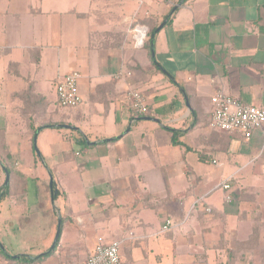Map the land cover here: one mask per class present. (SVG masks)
<instances>
[{
  "label": "crops",
  "instance_id": "crops-1",
  "mask_svg": "<svg viewBox=\"0 0 264 264\" xmlns=\"http://www.w3.org/2000/svg\"><path fill=\"white\" fill-rule=\"evenodd\" d=\"M74 72L83 104L63 110ZM220 92L264 110V0H0L4 252L85 264L104 239L121 264H264V136L210 129Z\"/></svg>",
  "mask_w": 264,
  "mask_h": 264
},
{
  "label": "built area",
  "instance_id": "built-area-1",
  "mask_svg": "<svg viewBox=\"0 0 264 264\" xmlns=\"http://www.w3.org/2000/svg\"><path fill=\"white\" fill-rule=\"evenodd\" d=\"M168 5H173L176 0H163ZM145 35L142 30L134 34V40L137 47H142L145 42ZM82 76L74 72L63 78L57 84V102L58 107L63 110H74L83 104L80 95V80ZM128 108L132 113L139 116H146L149 108L142 93L135 90L127 95ZM212 112L209 119V128L228 134H236L242 137L243 141L248 143L257 132L264 136V110L246 106L231 96L220 92L211 100ZM229 185L224 186V190L229 191ZM232 196L226 198L227 202L232 200ZM211 209L207 212L211 213ZM171 222L163 228V232L171 228ZM120 241L106 242L100 239L95 251L88 257L85 264H121Z\"/></svg>",
  "mask_w": 264,
  "mask_h": 264
},
{
  "label": "water",
  "instance_id": "water-1",
  "mask_svg": "<svg viewBox=\"0 0 264 264\" xmlns=\"http://www.w3.org/2000/svg\"><path fill=\"white\" fill-rule=\"evenodd\" d=\"M162 28H163V26L161 27V29H162ZM159 31H160V30H158V32H159ZM152 55H153V57L155 58L154 42L152 43ZM142 120H144V121H152V122H155V123H158V124L160 123L159 121H157V120H155V119H151V118H144V119H142ZM65 129H68V130H75V128H72V127H65ZM38 133H39V132H38ZM38 133H37V136H38ZM36 140H37V139H35V143H36ZM35 148H36V152L38 153V151H37V147H36V146H35ZM38 154H39V153H38ZM0 166H1V168L3 169V171H4L5 175H6V180H5L4 188H8V186H9V180H10L9 173H8L7 169L2 165L1 162H0ZM51 185H52V187L54 186L53 180H52V184H51ZM55 195H56V192H55ZM1 199H2V195L0 194V202H1ZM61 224H62V219L59 218L58 229H57L56 237H55V240H54V244H53L51 250H50L48 253L44 254V256L50 254V252L56 248V246H57V244H58V242H59V239H60V235H61ZM0 248H1L2 251H5V250H4V247H3L1 244H0ZM15 258L17 259V258H19V257H15Z\"/></svg>",
  "mask_w": 264,
  "mask_h": 264
},
{
  "label": "trees",
  "instance_id": "trees-1",
  "mask_svg": "<svg viewBox=\"0 0 264 264\" xmlns=\"http://www.w3.org/2000/svg\"><path fill=\"white\" fill-rule=\"evenodd\" d=\"M155 31H156V30H154V31L152 32L151 37H150V40H149V41L146 43V45H145L146 48L149 49V50H150L151 45H152V43H153L152 35L155 34ZM6 167H7V166H6ZM7 168H8V167H7ZM8 172H9V174H10V170H9V168H8ZM10 175H11V174H10ZM5 195H6V194H5ZM5 195H4V197H5ZM62 229H63V228H62ZM62 229H61V232H62ZM59 244H60V239H59L58 245H59ZM55 252H56V249L53 250V251H51L50 254H48L45 258H48V257L52 256ZM0 258H2L3 260L8 261V262H10V263H13V264H21L22 262L25 263V262L22 261V260H14V258L8 256V254H6V252L2 251L1 248H0ZM45 258L40 257V258H37V259H35V260H33V261H30V262H34V261L39 262V261L44 260ZM22 259H24V258H22ZM25 261H26V260H25Z\"/></svg>",
  "mask_w": 264,
  "mask_h": 264
},
{
  "label": "rangeland",
  "instance_id": "rangeland-1",
  "mask_svg": "<svg viewBox=\"0 0 264 264\" xmlns=\"http://www.w3.org/2000/svg\"><path fill=\"white\" fill-rule=\"evenodd\" d=\"M134 27H135V26H134ZM134 27H133V28H134ZM133 28H132V29H133ZM40 195L42 196V193H41V191H40ZM56 233H57V232H56ZM24 237H25V235H24ZM55 237H56V234H55ZM27 239H28V240H30V238H26V240H27ZM54 240H55V238H53V239H52V244H51V247H52V246H53V244H54ZM51 247H50V248H51Z\"/></svg>",
  "mask_w": 264,
  "mask_h": 264
}]
</instances>
